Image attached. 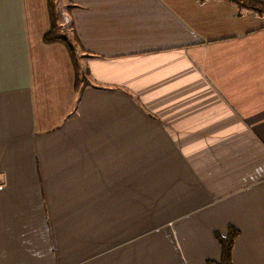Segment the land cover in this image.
Segmentation results:
<instances>
[{"label":"crops","instance_id":"1","mask_svg":"<svg viewBox=\"0 0 264 264\" xmlns=\"http://www.w3.org/2000/svg\"><path fill=\"white\" fill-rule=\"evenodd\" d=\"M62 1L79 92L45 0H0V264H206L227 225L264 264V17Z\"/></svg>","mask_w":264,"mask_h":264},{"label":"trees","instance_id":"2","mask_svg":"<svg viewBox=\"0 0 264 264\" xmlns=\"http://www.w3.org/2000/svg\"><path fill=\"white\" fill-rule=\"evenodd\" d=\"M200 4L207 0H198ZM230 5L236 12V17L240 18L242 13H250L256 17H264V6L252 0H217ZM47 17L49 22L48 32L43 36L42 43L45 45H58L61 46L69 59L71 69L73 72V86L74 90L79 92L83 89L84 84L88 80L87 70L82 65L81 51L73 36L71 25L64 22L59 25L58 16L55 11V0H45ZM72 7H67L66 14L72 10ZM66 26V28H64ZM213 239L219 248V259L217 262H209L206 264H232L231 263V250L233 242L238 235V230L231 225H227L225 234L223 236L216 232L212 233Z\"/></svg>","mask_w":264,"mask_h":264},{"label":"rangeland","instance_id":"3","mask_svg":"<svg viewBox=\"0 0 264 264\" xmlns=\"http://www.w3.org/2000/svg\"><path fill=\"white\" fill-rule=\"evenodd\" d=\"M64 3L62 0H55V11L57 14V18H58V23L59 25H63L64 24V16H65V12H64ZM64 28H66V26H64Z\"/></svg>","mask_w":264,"mask_h":264}]
</instances>
